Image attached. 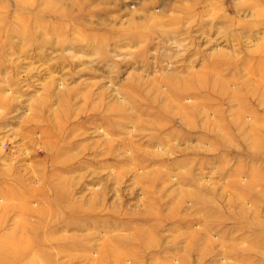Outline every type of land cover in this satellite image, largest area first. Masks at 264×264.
Wrapping results in <instances>:
<instances>
[{
  "label": "rangeland",
  "instance_id": "374dc122",
  "mask_svg": "<svg viewBox=\"0 0 264 264\" xmlns=\"http://www.w3.org/2000/svg\"><path fill=\"white\" fill-rule=\"evenodd\" d=\"M0 264H264V0H0Z\"/></svg>",
  "mask_w": 264,
  "mask_h": 264
}]
</instances>
